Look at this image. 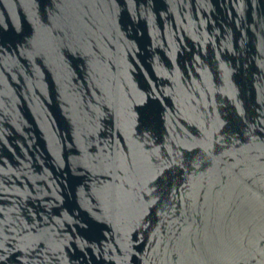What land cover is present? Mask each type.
<instances>
[{"label": "water", "instance_id": "95a60500", "mask_svg": "<svg viewBox=\"0 0 264 264\" xmlns=\"http://www.w3.org/2000/svg\"><path fill=\"white\" fill-rule=\"evenodd\" d=\"M0 264H264V0H0Z\"/></svg>", "mask_w": 264, "mask_h": 264}]
</instances>
